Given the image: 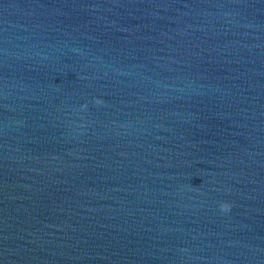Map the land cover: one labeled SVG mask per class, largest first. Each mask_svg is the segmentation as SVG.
Returning <instances> with one entry per match:
<instances>
[{"label":"water","instance_id":"obj_1","mask_svg":"<svg viewBox=\"0 0 264 264\" xmlns=\"http://www.w3.org/2000/svg\"><path fill=\"white\" fill-rule=\"evenodd\" d=\"M0 264H264V0H0Z\"/></svg>","mask_w":264,"mask_h":264}]
</instances>
